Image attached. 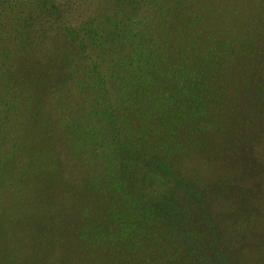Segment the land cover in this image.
Listing matches in <instances>:
<instances>
[{
  "label": "rangeland",
  "instance_id": "1",
  "mask_svg": "<svg viewBox=\"0 0 264 264\" xmlns=\"http://www.w3.org/2000/svg\"><path fill=\"white\" fill-rule=\"evenodd\" d=\"M219 1L168 46L202 76L185 148L161 150L149 111L89 85L101 40L150 32L159 0H0V264H264V0Z\"/></svg>",
  "mask_w": 264,
  "mask_h": 264
},
{
  "label": "trees",
  "instance_id": "2",
  "mask_svg": "<svg viewBox=\"0 0 264 264\" xmlns=\"http://www.w3.org/2000/svg\"><path fill=\"white\" fill-rule=\"evenodd\" d=\"M159 2L162 7H157L155 15L157 16L156 20L160 21V25L154 24L149 16H145L143 24L149 25L145 28H149L150 32H146L144 29L135 33L132 21L136 20L132 19L125 27L114 26L108 34L109 40H101L98 45L97 59H93L95 67L91 65L95 75L91 76L92 82L89 85L93 84L94 90H102L103 101L107 102L105 105L108 110L117 107L120 103L123 107L132 104L133 107L149 111L157 120L159 128V135L154 134L150 139L159 140V149H177L176 145L179 148H185L186 144L174 136L175 126H185L175 115L180 114L179 107L182 106L184 97L192 95L188 87L191 88L195 85L193 76H202V73L195 74L192 71L193 68L188 69L184 57L181 60L173 58V63L170 60L172 57H169L171 55L168 54V46H173L175 41L178 44L181 42L187 44L193 38L197 42L202 40L203 32L199 34V25L206 18L213 19L211 9L217 8L218 3L221 5L222 3L219 0L216 2L214 0H159ZM227 30L234 31L232 27H228ZM138 33L142 35L141 41L135 43L140 48V54L129 51L133 46L129 38L135 39ZM124 39L132 44L124 42ZM126 49L128 50L125 52ZM193 53L196 55L195 52ZM197 54H200L199 50ZM181 55L184 56L183 51H181ZM132 56L133 59L130 60L129 58ZM194 57L198 63L202 59V61L206 59L204 55L203 58H200L201 56ZM187 69L190 71V75L185 73ZM96 71L100 72L95 73ZM109 84L114 90L120 92L121 98L115 96L112 99L108 96L110 94ZM189 115L190 113L187 114V116ZM120 134L123 137V134ZM140 136L145 138L146 134L142 133ZM116 138H120L119 132ZM146 141H136L139 143L137 146L145 145ZM131 142L127 137L124 138V144L131 146ZM164 200L162 199L160 203L166 204ZM165 207L167 206L164 205Z\"/></svg>",
  "mask_w": 264,
  "mask_h": 264
}]
</instances>
